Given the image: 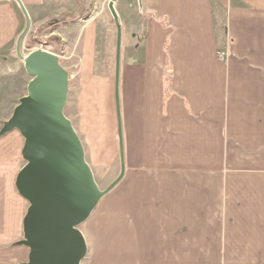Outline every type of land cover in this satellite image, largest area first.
<instances>
[{"label":"crops","instance_id":"0c3cea01","mask_svg":"<svg viewBox=\"0 0 264 264\" xmlns=\"http://www.w3.org/2000/svg\"><path fill=\"white\" fill-rule=\"evenodd\" d=\"M143 9L154 14L135 18L144 54L127 65L126 46L119 72L127 170L105 200L117 199L112 216L127 239L101 236L91 264H264V0H145ZM83 36L88 70L92 26ZM99 78L112 85L118 146L113 79Z\"/></svg>","mask_w":264,"mask_h":264},{"label":"rangeland","instance_id":"374dc122","mask_svg":"<svg viewBox=\"0 0 264 264\" xmlns=\"http://www.w3.org/2000/svg\"><path fill=\"white\" fill-rule=\"evenodd\" d=\"M123 1L120 13V8L114 6L115 0H21L30 21L28 32L22 40L21 55L26 56L37 49L52 53L59 58L62 68L68 73V96L63 114L70 121L82 144L84 160L101 192L120 175L119 147L115 146L110 130L114 122L111 107L112 85L99 78L114 79L115 75L117 32L108 3H113L120 25V65L126 50L127 65L136 63L134 61H137L135 58L138 50L144 54L145 31L143 24L135 18L141 13L143 19L154 15L145 13V0H141V7L138 0H133L131 4L128 0ZM24 26L25 20L17 4L9 0L0 1V33L4 34L0 40V128L10 118L18 100L26 95V86L31 79L25 73L21 60L15 56V41ZM88 26L93 28L91 48L94 51L93 55L90 54L87 63L89 67L86 70L81 60L88 53L82 52L83 33H86ZM133 34L138 36L135 38L139 41L136 46L138 48L129 46L133 43ZM168 45L169 41L166 43V50ZM126 46L128 47L125 50ZM220 51L226 52L229 58L228 46L220 48L217 53ZM227 56L216 58L221 64H226ZM172 74L173 66L166 60L162 74L166 84L171 81ZM22 146L23 139L16 131L0 137V264L27 263L28 249L15 246L23 239L22 218L28 206L14 187L15 176L25 165L21 158ZM125 161L123 153L124 174L121 180L100 199L89 219L78 228L87 246V255L80 264L94 262L96 241L101 236L115 242H125L127 239L125 226L112 216L117 199L110 197L105 203L109 193L125 179ZM133 172L143 173L144 170L140 168ZM98 207L102 208L96 213ZM96 261L97 264H106L100 259Z\"/></svg>","mask_w":264,"mask_h":264},{"label":"water","instance_id":"95a60500","mask_svg":"<svg viewBox=\"0 0 264 264\" xmlns=\"http://www.w3.org/2000/svg\"><path fill=\"white\" fill-rule=\"evenodd\" d=\"M2 1V0H0ZM15 2L25 26L15 41V56L31 78L26 95L18 100L10 118L2 123L0 137L16 131L23 139L14 187L27 208L22 218L23 239L15 246L28 249L26 264H80L87 255L86 241L79 231L124 174L119 106L120 25L113 8L108 9L116 26L114 104L120 159V175L104 191L97 188L84 160L82 144L63 114L68 96V73L59 58L40 49L21 55L22 40L30 21L21 0ZM141 7V0H138Z\"/></svg>","mask_w":264,"mask_h":264},{"label":"built area","instance_id":"2783aa9c","mask_svg":"<svg viewBox=\"0 0 264 264\" xmlns=\"http://www.w3.org/2000/svg\"><path fill=\"white\" fill-rule=\"evenodd\" d=\"M224 55L227 56V53L226 52H223V51H220V52L217 53V58L222 59L224 57ZM227 58H228V56H227Z\"/></svg>","mask_w":264,"mask_h":264}]
</instances>
